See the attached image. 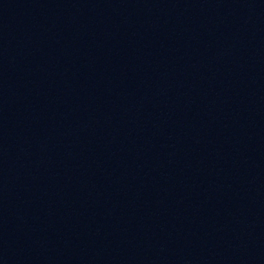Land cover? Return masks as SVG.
<instances>
[{
    "label": "water",
    "instance_id": "95a60500",
    "mask_svg": "<svg viewBox=\"0 0 264 264\" xmlns=\"http://www.w3.org/2000/svg\"><path fill=\"white\" fill-rule=\"evenodd\" d=\"M0 264H264V0H0Z\"/></svg>",
    "mask_w": 264,
    "mask_h": 264
}]
</instances>
